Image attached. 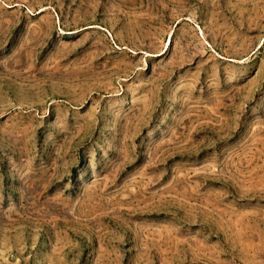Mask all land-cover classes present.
<instances>
[{
  "label": "rangeland",
  "instance_id": "374dc122",
  "mask_svg": "<svg viewBox=\"0 0 264 264\" xmlns=\"http://www.w3.org/2000/svg\"><path fill=\"white\" fill-rule=\"evenodd\" d=\"M0 264H264V0H0Z\"/></svg>",
  "mask_w": 264,
  "mask_h": 264
}]
</instances>
